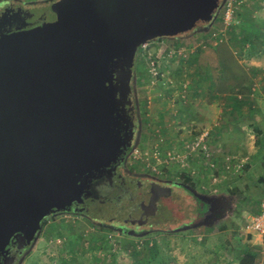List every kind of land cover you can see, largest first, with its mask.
<instances>
[{"label": "water", "instance_id": "95a60500", "mask_svg": "<svg viewBox=\"0 0 264 264\" xmlns=\"http://www.w3.org/2000/svg\"><path fill=\"white\" fill-rule=\"evenodd\" d=\"M225 1L58 0L52 21L0 34V264H18L46 218L70 212L86 180L123 160L118 107H134L139 48L208 28ZM175 196L151 183L135 193L145 211L118 222L135 226L130 235L187 230Z\"/></svg>", "mask_w": 264, "mask_h": 264}, {"label": "rangeland", "instance_id": "374dc122", "mask_svg": "<svg viewBox=\"0 0 264 264\" xmlns=\"http://www.w3.org/2000/svg\"><path fill=\"white\" fill-rule=\"evenodd\" d=\"M15 1L40 24L61 11L58 0ZM227 1L209 26L210 42L217 45L208 51L234 53L236 67L228 57L230 66L215 78L202 77L200 65H210L206 48L201 49L211 45L207 28L189 42H148L137 51L134 64L141 131L128 167L171 184L188 178L198 193L221 199L223 208L212 223L134 236L111 227L96 210L99 205L89 200L88 215L77 207L46 218L18 264H239L246 251L254 255L253 264H264L263 242L244 232L245 220L264 201V185L256 183L264 175L262 158L256 156L264 154V142L254 144L249 126L264 113V0H231L230 6ZM229 8L232 17L226 20ZM245 21L252 22L255 34L238 27ZM217 77L223 83L219 91ZM203 132L208 133V158L189 148ZM225 158L242 161L241 168L228 170Z\"/></svg>", "mask_w": 264, "mask_h": 264}, {"label": "flooded vegetation", "instance_id": "af4514ba", "mask_svg": "<svg viewBox=\"0 0 264 264\" xmlns=\"http://www.w3.org/2000/svg\"><path fill=\"white\" fill-rule=\"evenodd\" d=\"M32 17L33 15L29 8L20 2L15 0H0V34L15 32L24 26L25 28H31L40 24L36 20L32 21ZM133 100L134 107L132 112L130 110H125L127 106L126 103L118 107L121 116V120L119 121L120 133L123 139L125 137L127 139L125 144H127V142L130 144V146L126 145L123 160L113 164L112 167H107L101 174L86 180L82 192L76 196L77 202L71 205L70 210L78 207L77 211L81 212L83 208L87 210V213L84 215H88L89 209L86 207L87 202L89 200L95 201V203L99 205L96 210L100 211V215L103 217L104 221L107 223L111 222L109 223L111 226L120 227L122 232L127 233L129 230H134L135 226L131 224L124 225L122 222L118 221L120 219H125L130 223L129 221L138 219L136 218V214H140L145 210L141 202L135 197V193L137 190L145 189L149 184L154 183L159 186L174 188L176 192L175 201L182 207L183 211L190 214V219L187 221L190 228H193L192 224L196 220L199 218L203 219L205 215L209 214L210 210H212V206L213 212H216L215 215H217L221 210L220 202L217 204L214 200H200L197 196L200 193L186 182L183 181L178 184L162 182L147 175L137 174L135 170H131V168L128 167V160L138 142L141 131L135 93ZM124 195L127 197L123 198ZM110 218H113L111 219L113 221H110ZM91 219L93 218H90V220ZM138 230L142 231H135L132 235L136 236L137 233L142 235L153 229ZM16 255L15 248H10L8 256L13 257ZM1 263H3L2 259Z\"/></svg>", "mask_w": 264, "mask_h": 264}, {"label": "crops", "instance_id": "0c3cea01", "mask_svg": "<svg viewBox=\"0 0 264 264\" xmlns=\"http://www.w3.org/2000/svg\"><path fill=\"white\" fill-rule=\"evenodd\" d=\"M29 1L30 0H28V2ZM32 1L33 2H40L41 0H31V2ZM42 1H44V0H42ZM211 28H212V26L211 27H208L205 31L203 30L204 33H206V32L209 31L208 38H207V41L208 42L211 41V38L209 37L210 32L213 31ZM199 34L198 33H195V34H192V35H190L188 37H185V38H175L174 41L184 40V41H188L189 42V41H192V39H195V38L197 39L198 38L197 36ZM213 36H216V35H213ZM211 45H207L205 43V46L201 48V49H204L203 51H205V48H206L207 51H206V56H205L206 58H205V60L207 62H210V65H208V66H206L204 63L200 65V68L199 69H200V72L202 73V77L204 79H207L209 76H212V78H215L216 77L215 73L218 70H220L222 72V70L224 69L223 68L224 66H230L228 57L230 58V61L232 62V65L234 67L237 66V61L235 60L236 57H235V54L234 53L233 54H229L228 53V54H224L222 56H218L214 52V50L212 49L213 52H214L213 55L212 54H209V51L208 50H210L211 47H215V45H217V43H214V44L211 43ZM203 59H204V56H203ZM217 80H218V87H217V89L219 91V89L222 87V84L223 83H222V80L219 79V77H217ZM202 85H206V84L202 83ZM262 88L264 90V85L262 86ZM253 91H255V90H253ZM251 94L253 95L254 93H251ZM255 108L258 109L257 106ZM249 126L251 128L250 129V131L252 132V136L251 137L254 139V144H256V145L259 146L260 143L264 142L263 141L264 140V113H260V118H259V115H258V119L257 120L256 119L253 120V122H251L249 124ZM257 141H260V143L258 144ZM259 150L262 151L261 149H259ZM263 155L264 154L261 153V152H259V154H256L257 157L262 158L261 162L263 161ZM246 159H248V158H245V161H246Z\"/></svg>", "mask_w": 264, "mask_h": 264}, {"label": "built area", "instance_id": "2783aa9c", "mask_svg": "<svg viewBox=\"0 0 264 264\" xmlns=\"http://www.w3.org/2000/svg\"><path fill=\"white\" fill-rule=\"evenodd\" d=\"M229 6L231 4V0H228ZM225 18L226 20H229L231 16V12L233 11L231 8L226 10ZM226 22V21H225ZM147 46V43L142 45L140 47L144 48ZM207 132H203L198 136H195L192 139V143L189 146V148L194 151L197 154H201L204 157L208 158L210 157V149L207 146ZM170 152H167V155H169ZM157 157V154L154 155ZM226 168L230 170L231 168H234L236 170H239L241 168V162H238L236 159L235 161L230 160L229 158H225ZM244 232L246 234H249L251 236H256L261 242L264 244V201L261 204V211L258 214L250 215L247 220H245L244 225Z\"/></svg>", "mask_w": 264, "mask_h": 264}, {"label": "trees", "instance_id": "16d2710c", "mask_svg": "<svg viewBox=\"0 0 264 264\" xmlns=\"http://www.w3.org/2000/svg\"><path fill=\"white\" fill-rule=\"evenodd\" d=\"M240 29H242V30H244V31H247L248 33H250V34H255V29H254V26H252V22L251 23H247L246 21L245 22H243V23H241V24H239V26H238ZM203 30H205V29H203ZM262 46H263V48H264V42H262ZM257 143L259 144L260 143V141H257ZM263 164H264V155H263ZM184 179V181L187 183V184H189L190 182V180L188 179V178H183ZM183 182V181H182ZM256 183L257 184H261V185H264V175H260V176H258V178H257V180H256ZM189 185H192L191 183L189 184ZM193 186V185H192ZM262 203V202H261ZM261 211V206H260V209H259V211H257V213H255V214H258L259 212ZM94 222H96L97 223V221H94ZM45 222H43V224H44ZM99 225H103V226H105L104 224H102V223H98ZM102 226V227H103ZM111 227H113V226H111ZM115 227V229L117 228V230L118 229H121L120 227H116V226H114ZM32 247V246H31ZM30 247V248H31ZM30 248H27L26 249V251L25 252H27ZM253 260H254V255H252V253L251 252H249V251H246V254H244V256H243V258L239 261V264H253Z\"/></svg>", "mask_w": 264, "mask_h": 264}]
</instances>
